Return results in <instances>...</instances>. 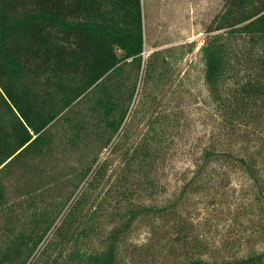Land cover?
<instances>
[{
  "label": "trees",
  "instance_id": "1",
  "mask_svg": "<svg viewBox=\"0 0 264 264\" xmlns=\"http://www.w3.org/2000/svg\"><path fill=\"white\" fill-rule=\"evenodd\" d=\"M223 2L201 49L204 80L217 132L253 142L248 131L264 127V0ZM144 28L143 0H0V264H125L122 244L136 224L176 211L178 202L132 204L139 190L158 188L153 172L162 154L153 138L125 149L140 78H163L155 77L161 65L154 56L144 57ZM36 35L48 54L47 70L60 77L71 66L61 56L74 59L83 49L100 48L107 55L56 103L39 107L27 93L48 72L28 47ZM215 147L202 152L182 196L211 162L225 161L244 170L264 200V152L243 156ZM117 154L125 169L109 188L110 159ZM62 160L70 161L71 190L60 196L58 181L41 169ZM101 186L109 189L99 200ZM56 194L65 202L52 204ZM152 256L142 252L126 264H155ZM185 264H264V251Z\"/></svg>",
  "mask_w": 264,
  "mask_h": 264
},
{
  "label": "rangeland",
  "instance_id": "2",
  "mask_svg": "<svg viewBox=\"0 0 264 264\" xmlns=\"http://www.w3.org/2000/svg\"><path fill=\"white\" fill-rule=\"evenodd\" d=\"M223 5V0H143L144 57L152 60L154 56V61L161 65L155 77L161 73L163 78L152 81L140 78L127 123L130 137L125 149L142 139L153 138L162 154L153 172L158 188L154 192L139 190L132 204L162 207L178 202L179 205L164 219L144 218L136 224L122 244L125 264L138 259L142 252L153 253L155 264H185L190 259L231 261L264 251V200L259 198L255 184L244 170L225 161L211 162L206 174L194 180L182 196L185 185L202 164V152L215 147L216 140L220 144L215 148L238 155L246 156V151L264 152V127L258 129L253 125L248 131L247 139L253 142L245 138L238 142L217 132L201 49L207 40V29L222 12ZM42 46L43 41L36 35L28 47L46 66L48 54ZM24 47L21 42L22 51ZM106 55V49L100 48L95 53L83 49L75 53L74 59L61 56L59 61L71 65L67 76L54 75L46 66L48 72L28 86L32 104L42 107L56 103ZM153 128H157V134ZM107 155L108 151L104 152L103 156ZM119 155L110 159L113 178L107 185L109 188L112 183L119 184L115 175L125 169ZM69 163L62 160L41 169L50 172L47 180L58 181L59 195H68L71 190ZM109 188H99V200ZM16 189L12 190L13 196ZM58 194L51 198L52 204L65 202L66 198L54 199Z\"/></svg>",
  "mask_w": 264,
  "mask_h": 264
}]
</instances>
